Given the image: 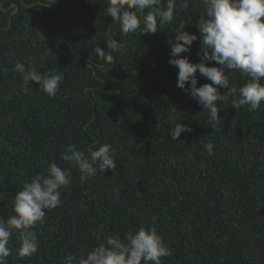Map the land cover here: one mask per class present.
<instances>
[{
  "label": "trees",
  "instance_id": "obj_1",
  "mask_svg": "<svg viewBox=\"0 0 264 264\" xmlns=\"http://www.w3.org/2000/svg\"><path fill=\"white\" fill-rule=\"evenodd\" d=\"M179 2L156 33L125 35L106 15L109 0H0V217L13 214L12 198L49 163L71 171L61 204L32 229L38 251L21 257L14 233L8 264H66L110 236L126 242L140 227H155L170 249L162 264H264V102L255 111L217 102L221 121L208 124L169 64L167 41L181 24L197 36L181 56L200 62L195 25L203 6L189 0L185 10ZM109 28L124 46L111 53L113 64L92 51H110ZM18 62L63 73L56 96L36 82L25 92ZM226 75L237 88L248 79L238 70ZM196 76L198 87L211 83ZM173 118L192 129L177 141L169 137ZM70 144L86 154L111 145L116 169L81 180L61 159Z\"/></svg>",
  "mask_w": 264,
  "mask_h": 264
},
{
  "label": "clouds",
  "instance_id": "obj_2",
  "mask_svg": "<svg viewBox=\"0 0 264 264\" xmlns=\"http://www.w3.org/2000/svg\"><path fill=\"white\" fill-rule=\"evenodd\" d=\"M203 13L196 22L200 33L199 63H192L182 53L190 51L197 40L195 34L184 31L181 24L175 32L174 40H168L170 46L169 64L178 69L177 87L184 90L203 110L208 112V124L214 128L220 123L218 115L220 104L231 103L233 109L248 106L255 111L264 102V0H200ZM161 0H109L106 15L119 25L121 33L154 34L160 27L174 20L177 0H168L167 7H159ZM189 0H180L179 8L188 9ZM147 10V11H146ZM143 24V27L141 25ZM107 47H93L92 51L100 59L113 64L112 52H122L124 46L113 38L112 30L105 31ZM216 62L219 66H209ZM15 71L22 74L24 91H28L30 82H36L39 90L48 97H55L60 90L63 73L50 70L41 74L35 69L26 70L23 63H16ZM227 73L238 70L247 81L237 88L230 86ZM211 83L197 86L196 73ZM187 85V87H186ZM218 86V87H217ZM226 91L223 94L219 89ZM187 124L172 119L169 137L177 141L183 132H191ZM203 147L209 156L213 155V145L209 142ZM115 150L111 145L103 144L96 150H79L70 144L61 159L78 168L81 180L96 175L97 171L116 169ZM71 182V171L55 162L47 167V174L37 173L12 198V215L7 219L0 217V264H8L12 254L10 239L15 233L19 241L18 254L31 256L38 251V236L32 229L44 222L45 210H51L61 204V189ZM122 242L118 236L107 238L106 244L92 248L86 256L69 255L66 264H162L161 258L171 255L170 249L163 243L155 227H140L129 232Z\"/></svg>",
  "mask_w": 264,
  "mask_h": 264
}]
</instances>
